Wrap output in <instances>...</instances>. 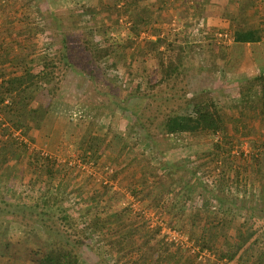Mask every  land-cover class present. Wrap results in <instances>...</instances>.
I'll list each match as a JSON object with an SVG mask.
<instances>
[{"label": "trees", "instance_id": "trees-1", "mask_svg": "<svg viewBox=\"0 0 264 264\" xmlns=\"http://www.w3.org/2000/svg\"><path fill=\"white\" fill-rule=\"evenodd\" d=\"M251 1L239 0L241 9L248 8ZM43 2L49 5L47 11L40 15L43 18V26L50 30L51 27L59 30L58 35L52 36V43L49 39L52 45L48 46L49 51H40L43 55L38 59H30L28 63L20 61L17 55L7 57L0 54V189L19 166L22 158L27 156L32 157L34 163L32 171L35 173V182L45 185L43 179L45 175L52 181L56 176L59 177L63 161L56 156H44L41 151L29 147L32 144L29 141L30 131L40 129L66 75L73 74L84 81L88 79L92 82L95 75L103 73L102 70L112 63L110 59L115 48L121 47V43L124 42L133 44V38L138 36L143 25L159 23V15L167 5L166 0H159V5L154 10L139 12V0H113L114 6L123 3L122 8L131 15L124 36L119 38L121 25L113 29L111 25L105 23L92 24L77 35H70L68 29L58 26L59 23L61 25V20L57 16V9L71 12L70 9L76 6L84 11L85 0H25V3L20 5L21 13L32 6L39 7ZM262 3L264 0H254L256 6H261ZM113 5L108 8L111 9ZM13 7L15 8V5L10 8ZM131 10H134V13ZM5 12L0 3V14ZM190 12L193 15H190V22L205 27L202 17L197 19L198 16ZM92 19L88 17L87 22H91ZM14 20L9 16L7 20L4 19L8 28L18 32L11 23ZM25 27L23 33L29 34L32 29L30 30L29 26ZM208 31L214 30L209 28ZM112 32L117 33L116 36L113 37ZM44 34L47 36L48 33L46 31L41 33ZM3 41L8 40L3 38L0 45ZM181 42L179 36H172L169 33L150 42L149 50L156 59L158 77L147 87L144 76L137 73L128 75L133 83L137 79V84L132 85L135 88L131 90L129 96H126L121 88L116 91L117 86L114 84L109 89L107 87L108 93L101 92L95 87L93 95H96L97 101L102 98L99 103L104 112L95 123L91 120L84 129L80 128L83 131L82 135L74 140V144L79 148L78 162L90 165L96 170L103 169L104 166H108L104 160L111 159L113 155L111 146L118 138L109 137L112 119L115 114L126 115L136 130L134 135H140L141 139L134 148L137 150L134 153L130 151L132 155H127L125 164L114 169L109 178L116 181L123 171L141 159V155L151 153V159L145 162L144 167L138 170L139 164L135 166L137 172L134 178L141 185V190L134 193V199L148 203L151 209L159 208L173 221V224L168 226L174 230H181L179 218L187 216L191 229L200 231L198 236H195V233L188 235L196 250L192 252L191 249H184L174 242H167L165 236L160 234V226L150 229L148 222L140 213H133L135 215L133 218L128 215L131 214L128 208H123L118 213V207L113 208L118 193H115L109 184L103 185L101 182L104 191L95 195L97 201L86 207L85 216L77 222L71 219L66 209L60 211L61 215L55 218L56 221L53 220L52 214L51 221L49 213L44 211L35 213V209H41L38 204L27 208L2 201L4 207L0 208V219L5 217L27 227H34L37 225L35 223L42 221L41 229L39 228L41 231L38 232L42 238L46 237L45 243L38 242V247L33 249L27 246L11 247L9 242L5 243L2 252L0 251L4 257L8 256L5 264H102L96 255V261L93 263L83 260L82 251L80 252L82 246L88 247L92 234L97 231L103 234L104 238H114L112 241L114 240L117 252L130 250L128 255L131 257L129 256L128 261L123 260L122 264H136L141 259L144 260L143 264H217L212 260L205 262L199 260L204 252L213 255L218 262L264 264V232L261 229L259 231L254 229L256 212L260 214L264 226V183L259 182L264 171V137L262 141L248 137L246 142L249 143L250 151L244 153L241 147L242 138L239 147L235 145L237 144L235 141L239 140L236 137L238 127L231 125L227 110L215 101L213 92L202 89L189 94L185 85V62L190 57L187 52L190 47H187V43ZM234 42L240 45L250 43L254 47L258 42H262L261 50H264V19L257 30L236 32ZM257 55L260 59H257ZM261 55L263 53L260 51L252 53L257 71L251 77L231 71L227 72L228 76L225 77L227 82L237 87L235 93L238 97L235 101L249 115L251 121H258L249 124V131L245 134L243 132L242 137L251 134L256 137V134H260L254 131L255 124L258 125L259 122L264 128V58ZM231 62L237 65L234 60ZM5 63L8 64L7 67H3ZM208 66L211 72L216 68L214 62ZM43 93L48 96V102L42 105L38 99ZM137 101L143 102L140 112L130 108L136 106ZM71 125L72 121L68 123L69 127ZM79 126L74 125V128L80 130ZM155 126H158L157 132ZM64 138L73 140L74 137L72 133H64ZM134 140V137H130L123 151H127ZM194 145L197 147L195 150L191 149ZM172 150L175 152L178 150L180 161L173 159ZM156 154L163 165L161 169H164L161 175L156 171L148 173L152 163L158 160L154 157ZM122 156L125 155H119V159ZM193 156L196 157L195 160H192ZM64 158L69 156L64 154ZM44 161L48 164L47 167H43ZM204 166H208L210 170L208 175L206 174L208 170L205 169L207 167ZM203 174L204 177H201ZM200 181L204 184L202 185ZM206 182L212 184L210 191L204 187ZM195 187L196 189L203 187V192L199 191L198 197L207 195V201L202 203L200 209L202 211L198 208L192 212L195 207L190 204L193 201ZM257 192L262 193V202L255 199ZM240 193L242 194L239 197ZM252 195H255L254 201L250 199ZM103 196L106 198L104 201ZM165 199L169 201L173 199L168 207H164ZM248 202L249 204H246ZM124 206L131 205L129 203V206ZM185 210L187 214L184 215ZM241 210L245 216L242 214V222L232 235V241L224 238V243L219 244L221 236L226 235L224 217L228 215L233 217L236 211ZM122 215L126 216V220H121L124 217ZM27 216L30 217V223L27 222ZM33 217L34 221L31 219ZM89 218L91 220L87 224L86 219ZM47 219L50 224L45 225ZM80 223H85L82 230L78 228ZM109 223L110 226H107ZM136 223L142 227L139 229L143 230L140 235L130 230ZM111 224L114 229L119 230L109 233ZM256 225L260 227L259 224ZM155 246L156 251L150 252Z\"/></svg>", "mask_w": 264, "mask_h": 264}, {"label": "rangeland", "instance_id": "rangeland-1", "mask_svg": "<svg viewBox=\"0 0 264 264\" xmlns=\"http://www.w3.org/2000/svg\"><path fill=\"white\" fill-rule=\"evenodd\" d=\"M112 1L113 0H85L86 5L84 4V11L76 6L70 9L71 12L63 11L64 9H57V16L61 20V25L59 23L58 26H61L65 30L68 29L70 35H77L79 32L88 28V26L92 24L102 25V23H105V25H111L113 29H116L118 25H121V36L119 37L121 38L126 32L131 15L130 13L124 11L122 8L123 3L114 6ZM166 1L167 5L159 15V23L143 25L138 36L133 38V44L130 45L129 42H124L121 43V47L115 48V51L113 52V55L110 59L112 63L109 64V66L107 65L102 70L103 73L95 75L92 79V82H90L88 79L87 81H84L73 74L66 75L61 83L57 98L53 101L51 109L43 121L40 129H32L29 133V141L32 142L29 147L41 151L42 155L44 156H56L59 160L63 161L64 165L61 166L59 177L56 176L52 181V179L49 180L46 175L44 177L42 176L45 181V185L35 182V173L32 171L34 164L32 163V157H23L14 173L10 178L6 179V183L2 189H0V208L4 207L2 201L14 204L16 203L27 208H31L38 204L41 206V209H35V213L37 214L41 211L49 213V219L51 221L52 214L53 220L56 221L55 218H58L61 215L60 211L66 209L71 219L77 222L85 216L86 207L95 204V201L98 199L95 195L98 192L104 191L101 184V182L103 183L102 180H104V184H109L113 187L115 193H118V196L114 200L115 202L113 204L114 209H117L118 207V213H120L123 208H128L131 210V214L128 213V215H131L132 218L135 216L133 213L142 214L143 218L148 222L150 229L156 227L157 222L158 224H162L163 226L170 228L168 224H173V221H171L168 215L164 214V212L162 213L159 208L158 210L154 207L151 209L148 203L138 202L134 199V193H138L141 190V185L139 184L138 180L134 178V174L137 172V169L135 168L138 166V164V170L142 166L144 167L146 164L145 162H149L151 159V153L148 152L144 155H141V159L134 162L130 167L127 168V170L123 171L119 175V179L116 181L109 178L114 169H117L120 165L125 164L126 158L130 154L129 152L132 151L134 153V151L137 150L134 148L139 144L138 142L141 139L140 135H134V131L136 130L130 124L126 115L123 116L121 114H115L112 119L109 137L112 138L117 136L118 138L114 140V143L111 146V151L113 152L111 159H102L108 163V166L103 167L104 170H96L91 168L90 165H79L77 159L79 155V148L74 144V140L79 139L82 135L83 131L80 128L82 127L84 129V127H86L89 122H91V120L95 123L104 112L102 106H100L101 104L99 103L101 102L100 99L102 98H99L97 101L96 95H93V90L96 89L95 87H98L101 92L108 93L107 87L109 89L111 86L115 85L117 86L116 91L121 88V90L124 91V94L129 96L131 90L135 88V86L133 87L132 85L137 84V79L134 81V83L130 81V77L128 76L129 74L137 73V75L139 74L144 76L146 87L150 83L157 80V62L149 49L151 47V43L154 42L158 36H164L165 33H169L172 36H179L182 41L181 43H187V47H190L187 49L190 57L185 62V85L189 90V94L202 89H209L213 92L215 101L227 110L231 120V125L238 127L237 129L239 132L236 133V137L237 139L239 138V140L235 141V143L237 142L235 145H238L239 147L240 142L243 141L241 147L244 153H247L250 151L248 146L249 143L246 142L248 137H250V139L254 138L257 141L263 140L264 128L261 122H259L258 125L255 124L254 126V131H256V133H260L256 134V137L253 134L247 137L241 136L243 132L245 134L249 131V124L256 123L258 121H251L249 115L244 110H242L240 105L235 101V99L238 97L237 93H235L237 87L235 84L233 85L232 83L227 82L225 79V77L228 76L227 72L231 71L235 73L238 71V64L236 65L231 61L229 62L228 55L226 56V54H222V52L226 53V49L224 48H228V46L226 44H222V42H215L212 37H201L193 32L195 24L190 22L191 12L187 7V4L184 5L181 0ZM0 3L6 10L5 13L0 14V40L3 38L8 40L1 43L0 54L2 53L4 56L7 55V57H13V55H17L19 59H21L20 61L23 60L25 63H28L30 59H38V57H41L43 55L42 52L49 51L48 46L51 45L50 42L52 43V36L58 35L59 30H56L52 27L51 30L47 29L42 24L43 18H41L40 15L47 11L49 7L47 3L43 2L39 7L32 6L23 14L21 13L20 5L24 4L25 0H1ZM14 5L15 8H10ZM112 5L113 7L111 9L108 8ZM157 5H159V0H139V12L154 10ZM131 11L134 13V10ZM2 16H4V18ZM8 16L11 19H15L11 23L14 24V28L18 30V32L8 28L9 26L7 27V23L4 21V19L7 20ZM88 17H91V19L93 18L91 22H87ZM25 26H29L30 30L32 29L29 34L23 33V31L26 29ZM45 31L48 33L47 36H45V34L41 35V33ZM210 33L214 32L210 31L209 34ZM112 34L114 37L117 33L112 32ZM11 38L12 40H10ZM49 39H51L50 42ZM105 44L107 43L105 42ZM212 62H214L216 68L214 69L215 71L212 70L211 72L209 71L208 65ZM7 65L8 64L5 63L3 67H7ZM230 76L231 74L229 73V77ZM114 95L116 94L114 93ZM38 100L42 105L46 104L48 102V96L46 93H43L39 96ZM137 102L138 104L136 106H130V108L140 112L141 108L143 107V102ZM70 121H72V125L69 127L68 123ZM78 124L80 125L78 127L80 130L74 128V125ZM157 127L158 126H155L156 132L158 131ZM243 127H246V129ZM64 133H72V137H74L73 140L64 138ZM130 137H134L135 140L132 141L127 151H123L124 147H126V144L130 141ZM206 144H204V147ZM165 147L167 146L165 145ZM191 149H197L196 145L191 146ZM177 151L178 150H176V152L172 150V157L174 160L180 161ZM183 153L187 155L189 154V152ZM64 154H67L69 158H64ZM122 154L125 156H122L119 159V155ZM130 155H132V153ZM194 156L192 157V160H195L196 157ZM154 157L158 160H155L152 163V168L148 173L150 174L152 171H156L161 175L162 172H164V169H161V166L163 165L160 162L159 155L156 154ZM45 166L47 167L48 164L44 161L43 167ZM204 167H207L205 169L208 170V166ZM209 171L210 170L206 171L207 175L210 173ZM148 173H146V175ZM197 175L199 176L198 172ZM200 176L204 177V174ZM260 181L261 183H264V171L261 174L259 182ZM201 184L203 185L204 182H201ZM204 187H206L207 191H210L212 189V184L210 182H206ZM202 188L203 187L196 189L195 187L193 201L190 204L191 206L195 207L192 212L196 211L198 208L200 210L202 203H206L207 201V195L198 197V192H203ZM185 192L186 190L183 191V193ZM241 194L242 193L238 194V196L240 197ZM261 195V192H257L256 196L252 195L250 196V199H253L255 196V199L258 202H262ZM103 198L104 201L106 198L104 196ZM125 200L127 203H125ZM172 200L169 201V199H165L166 202L164 207H168ZM178 201L180 202L182 200ZM178 201L177 204L179 203ZM117 203H123V205ZM129 203L131 205L130 207L124 206H129ZM246 204H249V202ZM185 214H187V211L184 212V215ZM242 214L244 215L245 213L241 210L239 212L236 211L233 217L229 215L224 217L223 220L225 222L223 224H225L224 230L226 231V235L221 236L222 239L219 240V244L224 243V238L229 242L232 241V235L236 232L240 223L242 222ZM188 215L190 214L188 213ZM202 215L203 214L201 212V221L203 220ZM254 216V229L257 231L261 229V231L264 232V228H262L263 222L261 220L262 218L260 214L256 212ZM124 217L121 218V220H126V216ZM184 217L179 218L181 230L176 231L181 232L187 238L189 237L188 235L194 233L195 236H198L200 231L195 228L191 229L189 220L186 219L187 216ZM34 218L35 217L31 219L34 221ZM90 220L91 218L86 219V223L88 224ZM27 222L30 223L29 216H27ZM40 223H35L37 225H34V227H27L2 217V219H0V251L2 252L4 244L8 242L11 247L27 246L31 249L38 247V242L45 243L46 237L42 238L38 232L41 231L39 230V228L41 229ZM138 223L133 225L132 229L129 228L131 232L133 231V233L136 235H140L143 232V230H139L142 229V227L138 226ZM48 224H50V222L47 219L45 225ZM84 224L80 223L78 228L81 230L84 229ZM256 224H259L260 227ZM107 226H110V223L109 225L107 224ZM136 226H138V230H136ZM109 229H111L109 233H114L115 231L119 230L118 228L114 229L113 224H111ZM103 232L105 233V231ZM99 233V231L93 233L88 247L82 246L80 249V252L82 251L83 260L93 263L96 261V256L102 264H122L123 260H129L128 258L130 255H128V252L130 250L124 252L119 248L121 251L117 252L116 248H114V240L112 241L114 238L108 237L107 239L103 237V234ZM160 234L163 235L161 230ZM224 245L225 244L222 246L224 247ZM222 246L220 247L221 250L223 249ZM156 249L157 246L151 249L150 252L156 251ZM207 260H212L217 264H226L225 262L223 263L216 261L213 255L210 253L208 257L204 258L203 262ZM6 261H8V256L4 257L0 253V264H5ZM143 263L144 260L141 259L136 264Z\"/></svg>", "mask_w": 264, "mask_h": 264}, {"label": "crops", "instance_id": "crops-1", "mask_svg": "<svg viewBox=\"0 0 264 264\" xmlns=\"http://www.w3.org/2000/svg\"><path fill=\"white\" fill-rule=\"evenodd\" d=\"M184 5L190 7L198 18L203 19L205 27L209 30L225 32L230 41L228 48L222 54L228 55V61L234 60L238 64L236 74H245L249 77L257 71L253 60L252 53L260 51L261 57L264 58V50H261V43L258 42L256 47L253 44H237L234 42L236 32H247L260 28V23L264 19V3L258 6L254 0L250 2L248 8L241 9L239 0H181ZM191 15V13H190ZM193 16V15H191ZM225 56V55H223ZM257 59L260 56L257 55Z\"/></svg>", "mask_w": 264, "mask_h": 264}, {"label": "built area", "instance_id": "built-area-1", "mask_svg": "<svg viewBox=\"0 0 264 264\" xmlns=\"http://www.w3.org/2000/svg\"><path fill=\"white\" fill-rule=\"evenodd\" d=\"M193 32L196 35L201 36V37L210 36L213 38L215 42L216 41L222 42V44H228L229 41L231 40L230 37L225 32L216 31L215 33L209 34L210 31H208V29H205V27H203L201 24H198V23L195 25ZM78 163L79 165H81L80 162ZM102 181L104 184V180ZM156 225L160 226L161 233L163 234V236H165V239L167 242H174L176 245H179L180 247H183L184 249H191L192 252L196 250V248L193 247L192 242L189 241V238L185 237V235L182 234L181 232L165 227L162 224H158V222L156 223ZM208 256H209V253L204 252L200 255L199 260L203 261L204 258ZM225 263L229 264L228 262H225Z\"/></svg>", "mask_w": 264, "mask_h": 264}]
</instances>
